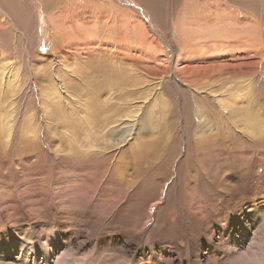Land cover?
I'll use <instances>...</instances> for the list:
<instances>
[{
    "label": "rangeland",
    "instance_id": "1",
    "mask_svg": "<svg viewBox=\"0 0 264 264\" xmlns=\"http://www.w3.org/2000/svg\"><path fill=\"white\" fill-rule=\"evenodd\" d=\"M114 1L122 14L134 13V26L142 18L135 5L147 10L162 38L150 29L145 46L136 37L131 43L134 54L148 57L120 65L98 52L92 70L78 75L75 54L86 56L78 54L81 48L55 56L56 42L44 33L45 19L71 8V0H0L9 17L0 23V63H14L20 77L17 94L10 89L0 94V202L5 206L19 196L23 203L0 216V236L31 242L38 250L37 258L15 254L0 264H59L61 258L64 264H235L229 253L237 264H264V254L254 261L264 248V0ZM115 14L112 20L121 19ZM185 55L179 63L178 56ZM40 61L47 63L44 71L36 67ZM54 62L75 69L64 76L71 94L66 101L78 98L108 118L102 129V119L91 110V140L101 147L117 137L121 151L90 159L83 152L90 141H83L78 128L82 120L70 119L74 127L65 129L56 111L41 119L40 102L52 103L42 88L55 90L57 108L68 113L50 80ZM128 65H133L125 73L129 80L122 73ZM130 77L133 90L123 86ZM187 78L197 93L181 84ZM128 103L139 115L135 146L114 120ZM30 122L38 129L37 143L26 133ZM196 124L210 127L202 132ZM55 192L61 195L58 207L48 203ZM52 242L59 244L58 252L47 255L43 247Z\"/></svg>",
    "mask_w": 264,
    "mask_h": 264
},
{
    "label": "bare ground",
    "instance_id": "2",
    "mask_svg": "<svg viewBox=\"0 0 264 264\" xmlns=\"http://www.w3.org/2000/svg\"><path fill=\"white\" fill-rule=\"evenodd\" d=\"M71 1H72L71 8H68L66 10H62L61 12H59L57 17L56 16H49V17H47V19H45L44 33L46 35L52 34L53 40H54V42H56L55 44L52 45L53 54L55 56H58L59 54L65 53V52L70 54V55H72L71 54L72 50L76 51L79 48H81V52H79L78 54L79 55H86V56H84V58L77 59V56L75 54V57H76L75 61L77 62V65L74 64V68L77 69L76 72H78V75H79V73H81L83 71L82 69L89 68L90 70H92V66L97 63V60H96L97 57H94V56L98 52L101 53V55H102L101 57H103V56H112L114 59H117L116 62L119 63L120 65L123 63V61L129 60L130 58L134 59L135 61H138L141 58H145V56L148 57L142 51H140L142 53H139L138 55L134 54L133 53L134 51H133V49L131 47L132 46L131 43L134 42V40L137 38L135 43L140 44L141 46H143V44H144V46H145V43H146V41L148 39H145L144 36L147 37V35L151 34L149 32L150 29L153 30V33L155 35H157L158 37L162 38V35L160 34L159 30H157L154 27V23H153V21H152V19L150 17V14L148 13V11L147 10L146 11L142 10L139 6H137L135 4H134L135 7L140 12V13L138 12L139 15L141 14V16H142V18L137 22V24L134 23L136 26L133 25V22H134V21H132L133 17L131 18V16H133L132 14H134V13L132 11H131V13L129 12L130 17H128V14H127L128 12L127 11H126L127 12L126 14H122L120 12V10H118V8H116L114 6L115 5L114 4L115 3L114 0H92L95 3L100 4L99 7H97L96 4H92V3H90L87 0H71ZM91 5H93L94 8L90 10L89 6H91ZM102 6H106V7L110 8V10L104 9ZM116 11L118 12V16L121 19L112 20L111 14H114L116 16V14H115ZM3 13L4 12L0 8V23L3 22V21H7L8 18H9V17L6 18L5 15H4L5 13L4 14ZM124 17H126V19H123ZM120 21H123V23H120ZM204 22H206V21H204ZM64 25H66V26H64ZM133 30L135 32H133ZM137 30H139V31H137ZM134 37H136V38H134ZM93 39H96V40H93ZM132 39H133V41H132ZM95 41H97V43ZM144 41H145V43H143ZM154 41L152 43H154ZM198 44H200V42ZM153 47H156V45H154ZM146 48H148V52H151V54H152V50H151L152 48L150 46H148ZM135 50H137V49H135ZM194 51H196V50H194ZM157 53L158 52H156V56L159 55ZM153 54H152V56H154ZM101 57H99V58H101ZM178 57H177L179 59L178 62L180 63L183 59L186 58V55L184 57H180V56H178ZM2 61H3V63H0V94H1V92L4 93L6 91V89L7 90L10 89V91L13 92V94H17L18 93L17 90H19V84L18 83H19V78L20 77H18L17 70H15V64L13 63V65H9L8 62L5 63L4 60H2ZM33 61H35V59H33ZM99 63L101 64V66H100L101 71L106 68V67H103V65L107 63L106 61L99 62ZM136 63H138V62H136ZM120 65H119V68L121 67ZM46 66H47V63L42 62V61L38 62V64L36 63V67H37L38 71H40V70L44 71ZM129 66H133V65H128L126 67V69H124V71L122 72L124 74V75L123 74L122 75L125 78H127L128 80H129V77H126L125 73L130 70V68L127 69ZM71 68H72V64L65 65L62 62H59V63L58 62H54V64L49 67L50 74H51V79L50 80L52 81V83L54 85V89H56V90L60 89V92H57V95L59 97L60 106H61V108L65 106V109L67 110L68 113H66L62 109H58L57 108V103H55V101L53 99V94H54L55 90L52 91V89L42 88L43 90H41V95L47 97L52 103L47 102L46 100H44V102H40L41 107H42L41 108V115H43V117L41 116L42 117L41 119H43V118L46 119L47 115H51L52 113H54V111H56V113L59 115L58 117L59 118L60 117L63 118L62 121H60V122L62 123L61 126H63L65 129H70V128L72 129V127H74V125L70 124V122H69L70 119L71 120H77V119L82 120L84 122V125L82 126V124H79L78 128L80 127L81 128V132H84V135L86 136V137L84 136L85 138H83V141L84 142H89L90 141L89 142L90 146L87 147V148H84L86 150V152L85 151H83V152L87 153L88 155L87 154L86 155L90 159H91V157H94L96 159H99L100 157H101V159L107 158V157H103V156L104 155H108L107 152H109V150H111V153H113L115 151H117V152L121 151L120 146L118 145V143L116 141V140H119V138L116 137V140H113V138L108 139V140H106L104 142V146L102 145L101 147L96 145L97 140H91V134H92V131L94 129L93 123H95L94 121H92V120H94L93 117H94L95 114L93 115L91 113V110L96 113L97 109H96V107H94L95 108L94 110L92 109L93 107L89 108L88 104L81 103V101L78 98H73L72 99V103L66 101L65 96H66V94H70V91H68V89H70V87H68V85H66L67 76L65 77V79H64V76L67 75V74L68 75H73L74 74L73 70H75V69H71ZM100 68H98V70ZM208 68L209 67H207V69ZM58 70L62 71L63 73L62 74H57ZM184 70L185 69H182L183 74L186 73ZM130 72H131V70H130ZM34 73H36V70L34 71ZM127 73L129 74V72H127ZM102 76L103 75H101V77ZM177 76L179 78H185V77H183L180 74L177 75ZM108 77H106V78H108ZM116 78H118V77H116ZM130 78L132 80V77H130ZM127 79L124 81V85L123 86H127V87H129L130 89L133 90L134 87L132 85H136V84H134L133 80L130 83ZM178 81L180 82V79ZM122 82H123V80H122ZM185 82H187V83H185ZM185 82H182L181 84H183V85L186 84V86H189L191 92H194V93L198 92V91L197 92L195 91V89H196L195 86L193 88L192 86L189 85V83H190V79L189 78H187ZM159 84H160V82H159ZM38 88H40V87H38ZM160 90H161V88L158 89L159 92H160ZM209 95H212V94L209 93ZM69 97H71V94L69 95ZM150 97H149V99H150ZM212 97L214 99H216L217 96H212ZM0 98H1V96H0ZM216 100L218 101L219 98L216 99ZM98 102H100V101H98ZM0 103H1V99H0ZM88 103L90 105H92L91 102L88 101ZM100 104L102 105L103 103L100 102ZM142 104L145 105V102H143ZM223 104L224 103H222V101L219 100L218 106L220 107V109L222 111H226L227 110L226 111L227 114L230 113L231 110L225 108L223 106ZM101 105L99 107H101ZM77 107L79 109H77ZM143 108L144 107H139L140 113H142ZM79 110H83L85 114H82V112H80ZM124 110H125L124 112L122 111L123 115L121 117H119L118 119H115V117H114V120H115V123H120L122 125L121 129L123 130V132L121 134H122V136H124V135L128 136V142L130 141L129 140V136L130 137L133 136L132 142L133 141L134 142L132 143V146H135L134 137H138V136L135 135V132H134L133 128L135 126L137 128V124H138L137 118H139L138 111L133 106V104H131V103H128V105H124ZM103 111H105V110H103ZM195 112L198 115L200 113L198 108H195ZM108 113H109V111H108ZM96 114H97V118L98 119H100V118L102 119V120H98V121L101 122L100 125H102V127H103L102 129H104L106 127L104 125V120H107L108 118L106 117L104 112L101 113V114L100 113H96ZM256 114H258V113H256ZM113 115H114V113H113ZM109 116H110V113H109ZM14 117H11V118L13 119ZM200 117L202 118V115H200ZM31 118L29 119V121L32 120ZM27 120H28V118H27ZM9 122L11 124V121H9ZM46 123L48 124L49 122L46 121ZM113 123H114V121H113ZM198 125L199 126L202 125L201 120L199 121ZM198 125L196 124V126L198 127L197 129L199 131H202V132L203 131L207 132L209 129L207 130L206 128L210 127V125H207L206 128H205V126H203L204 127V129H203V127H199ZM8 128H9V130H11L12 129V125H10ZM64 128H61V129L64 130V132H65ZM136 128H135V130H136ZM27 132H28L27 135L33 140V142L37 143L39 141L38 140L39 139L38 129L33 125L32 122H30V126H29L28 130L26 131V133ZM104 132H106V131L104 130ZM110 132H111V130L109 131V134H110ZM132 133H133V135H132ZM194 134H195V137L196 136H201L199 132H195ZM50 136L52 138V135H50ZM72 136H74V135H72ZM68 137H69V135H68ZM75 137H77V135ZM74 145H75V143H74ZM54 146H57V145H54ZM82 146H84V145H82ZM57 147H55V148H57ZM49 148H51V147H49ZM59 151H61V150H59ZM82 155H84V154H82ZM75 158H77V157H75ZM117 169H119V167ZM116 171H118V170H116ZM110 173H112L111 169L109 170L108 174H110ZM113 173H114V171H113ZM118 176H120V175L118 174ZM43 196L44 195H41L42 199H43ZM51 196L52 197H49L50 200H48V203L50 201L52 205H56L58 207V205L60 203L61 195L58 194L57 192H55V194L51 195ZM10 198H11V200L6 201L8 206L7 205L3 206L5 204V202H0V216L8 217L10 215V213L8 214V211L10 209H12V213L11 214H13L14 212H16L15 210H18V207H23V203H20V202L18 203L17 202L18 199H19V196L17 197V200H14L13 197H10ZM43 201H44V199H43ZM260 212H261L260 213V217L264 219V210H261ZM244 227H245L246 231L249 229V227H247V226H244ZM237 231H239V229H236L235 231L230 232V235L232 236V238H234L236 236ZM240 233H242V232L240 231ZM58 246H59L58 243L52 242L50 245L49 244L44 245L43 249H45V250H43V251L47 255H54L56 252H58ZM32 247H34V245L31 242H28L27 244H25L24 242L23 243L19 242L17 240H12L10 242H7L5 239H3L2 236H0V262H4V260H6L8 257H12L15 254H18V255L21 254L22 258L27 259V258L30 257V255L27 256L30 253V254L33 255L31 257L37 258L38 250L34 249ZM258 254H259V256L257 254H255L254 261H256V262H260L259 258L262 256V254H264V248L262 250H260L258 252ZM228 255H229V257L231 259H233V261H235V264H237V258L236 259L233 258L234 257L233 253H229ZM65 262H66V260L64 258H61L59 264H64ZM244 263H248V260H246V261L244 260Z\"/></svg>",
    "mask_w": 264,
    "mask_h": 264
}]
</instances>
